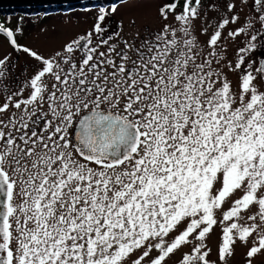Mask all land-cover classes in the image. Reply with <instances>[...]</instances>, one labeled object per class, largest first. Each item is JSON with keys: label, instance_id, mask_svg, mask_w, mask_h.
<instances>
[{"label": "snow or ice", "instance_id": "obj_1", "mask_svg": "<svg viewBox=\"0 0 264 264\" xmlns=\"http://www.w3.org/2000/svg\"><path fill=\"white\" fill-rule=\"evenodd\" d=\"M253 4L261 28L226 64L240 73L238 93L213 64L224 63L216 59L220 29L239 17L218 23L203 57L192 35L199 16L192 0L179 13V0L158 9L162 21L180 22L181 40L167 23L139 45V33L123 39L122 23L107 33L106 17L118 10L112 4L66 45L67 56L21 49L14 31L0 24L11 45L37 62L26 81L28 97L13 102L21 87L0 105V114H8L0 116V264H143L146 258L164 264L192 235L199 243L180 264H213L204 241L217 224L215 210L237 191L242 195L223 212L221 223H229L218 259L228 264L236 241L247 245L258 230L247 264L264 252V60L254 74L244 55L256 49L258 36L264 39V0ZM235 8L227 4L229 12ZM94 36L100 39L89 47ZM74 45L84 50L78 62L70 55ZM8 62L0 58V81L8 78ZM44 104L47 111L37 115ZM253 206L252 223L233 219ZM154 249L159 253L150 258Z\"/></svg>", "mask_w": 264, "mask_h": 264}, {"label": "rangeland", "instance_id": "obj_2", "mask_svg": "<svg viewBox=\"0 0 264 264\" xmlns=\"http://www.w3.org/2000/svg\"><path fill=\"white\" fill-rule=\"evenodd\" d=\"M173 2V0H109L99 3H88L84 5H70V4H46L42 9L37 10L36 6L29 8L28 12L9 10L8 12H0V24L6 28L14 31V36L18 41V46L22 49L28 47L31 50L37 51L38 54L44 57H53L55 53L60 52L62 56H67L64 49L68 43L77 40L80 36L86 35L92 29V25L96 21L98 10L104 8L106 11L110 10L112 4H116L118 10L106 17L104 26L106 32L109 34L117 30L118 25L122 23V37L129 39L136 33H139L137 44L146 38H151L157 31H159L164 23L170 24L177 29V39L181 40L183 33L179 31L181 24L174 21L172 16H169L167 21H162L158 9L164 3ZM185 0H179L177 13L182 10ZM229 2L235 3L234 11L229 12L227 4ZM192 6L197 7L199 16L193 21L194 30L192 35L196 37L198 49L201 51V56L206 57L208 49L205 46V41L208 39L210 33L218 29V23L224 18H229L232 15L239 17L236 23H230L222 32V40L218 43L216 48L217 58L222 60L219 67H216L214 61L213 68L222 72L232 82L234 93L239 92V71H231L226 67L227 62H236L239 57L238 49L246 47L251 34H256V31L261 28V25L256 19L258 13L253 4V0H201L200 5H196L195 0H192ZM134 21V24L130 23ZM251 22V27L249 23ZM239 27H245L246 31L239 36L232 38L227 35L229 31L235 30ZM208 31L205 32L204 29ZM20 29V31H16ZM264 35V33H261ZM100 37L94 36L92 45L97 44ZM114 39H117L114 37ZM256 49L245 53V66L253 64V71L257 67V53L264 50V39L258 36ZM87 44V40H82L80 45ZM122 46V45H121ZM107 46H101L100 51L106 50ZM74 59L73 62H78L84 56L82 47L74 45V52L70 54ZM130 55H132L130 53ZM7 56L9 62L7 65L8 78L0 81V105L7 102V95L17 92L19 88L24 87L22 95L28 97L30 89L26 87V81L34 74L36 61L22 50H17L16 46H12L10 39L3 33H0V58ZM59 59V58H57ZM62 67H67L62 64ZM255 74V71H254ZM45 82H48L46 78ZM259 84V81H257ZM20 86V87H19ZM6 88V90H5ZM264 91V88H261ZM16 98V97H15ZM14 100V98H13ZM47 111V105L44 104L37 108V113L41 110ZM17 116L21 114L20 110L11 109ZM8 114H0V116H7ZM219 187V185L217 186ZM242 195L237 191L230 199H227L220 209L215 210V218L217 224L213 226V231L208 234L204 243L210 249L209 260L213 264H222L218 259V245L221 242L222 230L229 222H223V212L227 211L235 199ZM258 207L253 206L250 210H243L238 218H233L241 225H248L252 223L248 220L250 215H256ZM187 222H183L176 229H174L168 237H165L166 243H170L175 235L184 230ZM259 230L247 242L243 244L239 240L234 246V255L228 257V264H247L246 253L248 249L258 241ZM189 243L182 245L180 248L166 257L164 264H180L183 255L190 253L192 249L199 243L195 240L194 235L189 237ZM159 253L158 249H154L150 254V258H155ZM149 258H146L143 264H148ZM252 264H264V252L257 254L252 258Z\"/></svg>", "mask_w": 264, "mask_h": 264}, {"label": "water", "instance_id": "obj_3", "mask_svg": "<svg viewBox=\"0 0 264 264\" xmlns=\"http://www.w3.org/2000/svg\"><path fill=\"white\" fill-rule=\"evenodd\" d=\"M109 0H0V12H8L9 10L13 11H23L28 12L29 8L36 6L37 10L43 8L46 4H70V5H84L88 3H99ZM80 38V37H79ZM79 38L77 40H79ZM82 41V40H81ZM80 41V42H81ZM264 60V50H260L257 53V67L260 66V61Z\"/></svg>", "mask_w": 264, "mask_h": 264}, {"label": "flooded vegetation", "instance_id": "obj_4", "mask_svg": "<svg viewBox=\"0 0 264 264\" xmlns=\"http://www.w3.org/2000/svg\"><path fill=\"white\" fill-rule=\"evenodd\" d=\"M20 87V86H19ZM16 97V98H15ZM14 98V100H13V102L16 100V99H24V98H27V97H25L24 95H20V96H14L13 97ZM41 112H44V110L42 109L41 110ZM37 115H40V113H37ZM43 122H41V124H42ZM41 127V125H37V129L39 130V128Z\"/></svg>", "mask_w": 264, "mask_h": 264}]
</instances>
